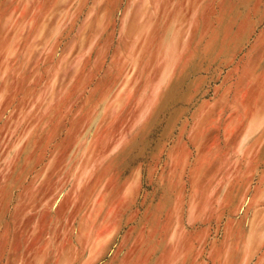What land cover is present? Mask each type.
Masks as SVG:
<instances>
[{"label":"rangeland","instance_id":"1","mask_svg":"<svg viewBox=\"0 0 264 264\" xmlns=\"http://www.w3.org/2000/svg\"><path fill=\"white\" fill-rule=\"evenodd\" d=\"M253 48L252 0H0V264H264Z\"/></svg>","mask_w":264,"mask_h":264},{"label":"crops","instance_id":"2","mask_svg":"<svg viewBox=\"0 0 264 264\" xmlns=\"http://www.w3.org/2000/svg\"><path fill=\"white\" fill-rule=\"evenodd\" d=\"M252 26L253 51L259 57L261 65H264V0H252Z\"/></svg>","mask_w":264,"mask_h":264}]
</instances>
